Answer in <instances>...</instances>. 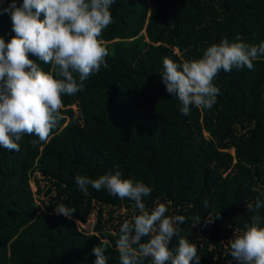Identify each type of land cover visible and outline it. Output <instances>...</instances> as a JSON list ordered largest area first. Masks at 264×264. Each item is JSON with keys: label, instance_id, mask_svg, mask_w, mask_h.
I'll use <instances>...</instances> for the list:
<instances>
[{"label": "trees", "instance_id": "1", "mask_svg": "<svg viewBox=\"0 0 264 264\" xmlns=\"http://www.w3.org/2000/svg\"><path fill=\"white\" fill-rule=\"evenodd\" d=\"M10 3L0 0V9ZM110 11L113 23L101 38L107 66L63 96L62 119L48 141L34 146L37 138L25 135L19 151L0 147V264H95L94 246L106 249L107 264H121L115 241L128 219L119 210L129 217L135 202L90 186L84 193L75 182L77 174L117 171L151 188L147 209L163 203L166 215L186 217L179 228L197 246L198 264H237L228 239L251 222L255 212L246 206L264 203V56L253 70H221L215 104L192 106L187 116L160 72L164 57L178 64L200 58L225 37L264 40V0H115ZM14 35L10 15L0 11V37ZM36 172L48 181L44 191ZM32 179L46 200L37 203ZM95 203L93 230H80L76 220L86 222ZM60 205L76 209L71 219L55 212ZM258 213L264 226V206ZM177 244L174 237L170 247Z\"/></svg>", "mask_w": 264, "mask_h": 264}, {"label": "clouds", "instance_id": "2", "mask_svg": "<svg viewBox=\"0 0 264 264\" xmlns=\"http://www.w3.org/2000/svg\"><path fill=\"white\" fill-rule=\"evenodd\" d=\"M115 0H11L0 9L11 18L14 36L7 42L0 37V147L19 151V141L35 136V146L47 142L62 119L63 96L75 95L92 74L107 66V47L101 42L104 30L113 23L110 11ZM51 66L43 70L36 61ZM264 56V40L249 44L239 35L232 41L227 37L212 43L200 58L177 63L163 58L160 72L166 91L181 103L179 111L187 116L191 107L210 109L219 94L213 83L221 70L247 67L253 70V61ZM79 190L88 192L106 190L110 195L127 198L136 204L137 211L119 227L115 241L121 264H141L150 258L152 264H192L198 261L197 246L181 235L183 215H166L165 204L147 209L143 198L151 188L143 182L122 178L117 171L98 178L77 174ZM208 207V201H204ZM264 206L259 199L255 206L246 207L255 214L243 230H234L228 239L230 255L237 264H264V226L258 210ZM75 208L55 207V212L68 219ZM219 218H207L205 224ZM194 222L200 225L201 217ZM147 237V239H145ZM178 237L172 248L171 241ZM102 244L105 242H101ZM106 249L94 246L95 264H107Z\"/></svg>", "mask_w": 264, "mask_h": 264}, {"label": "rangeland", "instance_id": "3", "mask_svg": "<svg viewBox=\"0 0 264 264\" xmlns=\"http://www.w3.org/2000/svg\"><path fill=\"white\" fill-rule=\"evenodd\" d=\"M175 50H176V49H175ZM72 107H73L74 109H76V106H75V105H73ZM229 151H230V152H233V149L231 148V149H229ZM35 175H36L37 178L39 179V184H40V186L43 188V191L46 190V189H47L48 181L45 180L44 178H42L41 175H40L39 173H37V172H36ZM31 188H32L33 192L36 193V189H37V187H36V184H35V182L33 181V179H32V181H31ZM36 197H37V203H39V200H40V199H45V200L47 199L46 195H44V194H38V195H37V193H36ZM99 207H100V205H99L98 203H95V204H94V207H93L92 213L88 216L86 222L83 223V222H80V221L76 220L77 227H78L80 230L87 231V232L93 230V226H94L95 221H96V219H97L96 216H97V211H98ZM119 213H120L121 216H122L121 218H124V217H125L126 219H131V216H132V215L128 217L127 213H125V209H124V208H121V209L119 210ZM103 215H104L105 217L107 216V208L104 207V206H103ZM227 245H228V244H227ZM227 245H226V246H227Z\"/></svg>", "mask_w": 264, "mask_h": 264}]
</instances>
